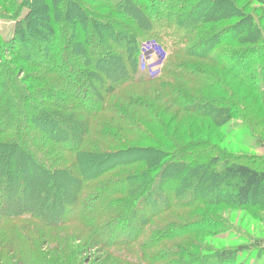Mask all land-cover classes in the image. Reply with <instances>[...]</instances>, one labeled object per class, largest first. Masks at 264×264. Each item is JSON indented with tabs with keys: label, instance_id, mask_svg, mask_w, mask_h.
Masks as SVG:
<instances>
[{
	"label": "trees",
	"instance_id": "1",
	"mask_svg": "<svg viewBox=\"0 0 264 264\" xmlns=\"http://www.w3.org/2000/svg\"><path fill=\"white\" fill-rule=\"evenodd\" d=\"M240 1L247 10L238 16L244 12ZM263 5L264 0H0V20L15 21L13 37L6 39L0 31V146L9 148L10 163H24L33 173L20 175L31 183L30 188L20 185L28 201L46 206L47 198L33 193L38 182L47 189L48 177L74 183L71 200L61 201L57 210L60 217L26 201L4 210V217L0 212V235L13 228L11 238L0 240V253H18L21 264H56L45 255L44 240L62 246L57 232H65L67 245L79 237L86 248L104 247L109 264H246L239 255L263 242L212 249L208 260L194 259L203 237L229 228L221 219L212 220L217 214L212 208L228 203L248 213L264 212V200L253 201L264 191V160L263 166H253L207 135L195 137L183 116L207 119L221 133L242 103L228 77L253 91L264 106ZM253 7L258 16L249 10ZM40 26L49 30L52 48L46 66L24 53L33 46L34 57L41 59L42 47L30 41L42 40ZM147 40L164 49L160 69L152 75L142 73L148 66L142 60ZM14 69L26 79L14 82ZM15 107L45 135L30 139L31 129L6 124L8 117L20 118L11 115ZM258 141L264 153V139ZM221 189H227L226 197ZM5 197L9 205L11 197ZM138 215V225L124 235ZM201 216L204 224L191 226ZM153 248L168 254L157 256ZM58 253V264H72L65 259L67 250Z\"/></svg>",
	"mask_w": 264,
	"mask_h": 264
},
{
	"label": "rangeland",
	"instance_id": "2",
	"mask_svg": "<svg viewBox=\"0 0 264 264\" xmlns=\"http://www.w3.org/2000/svg\"><path fill=\"white\" fill-rule=\"evenodd\" d=\"M262 3L256 2L254 3V6L260 7ZM240 7L244 8V12L237 13L238 16L242 15L243 13H246L245 11L247 8L243 5V2L240 1L238 4ZM264 6V5H263ZM57 10V7H56ZM243 11V9H241ZM250 11L255 13V15H259L260 12L255 11V7L250 8ZM204 11V10H203ZM216 13V8L214 9ZM90 19V16L87 17ZM252 19V18H251ZM101 21V20H99ZM44 25V24H43ZM85 27V33L81 36V38H84V40H87L88 38V24L84 25ZM0 31L2 32L3 36L6 39H10L14 36L15 33V21L12 20H0ZM49 31L47 27L40 26L38 27V33L42 35V40L40 36H35L30 41L31 43L35 44L36 46L42 47L41 50V59H37L34 57L35 48L33 46H30L28 49L23 50L25 54L28 53V59H30L32 62H37L40 65H49L47 62H45V58H50L52 54V48L49 47V40L48 38L49 34H46L45 32ZM43 33V34H42ZM39 35V34H37ZM61 42L63 41V38H60ZM255 44V47L256 48ZM105 46H109L108 44H105ZM241 48V46H237ZM109 48V47H108ZM36 54V53H35ZM58 54V53H57ZM59 54H63V52H59ZM22 57L23 54L21 53ZM142 60L148 63V66L142 67V73L145 75H152L156 74L161 66V60H163L164 57V49L154 40H147L143 44L142 48ZM40 57V55H39ZM92 57V56H90ZM14 60V57H8V60L12 59ZM57 58V57H56ZM42 60V61H41ZM76 60H79L78 58ZM254 62L256 58H253ZM226 61H228L226 59ZM77 63V61H76ZM232 67L236 66L237 61L233 60L232 63L229 62ZM257 64L256 66H259ZM15 73L13 81H21L25 80L26 76L25 74H20L19 72L13 71ZM17 73V74H16ZM66 75V74H65ZM231 82V86L233 88L237 89V96L241 99L242 103L238 110V115L233 118L231 121H228L224 124L223 128L221 129V133H219L218 130H216L207 119H199L195 116H183V120L185 121L187 128L192 130L194 132L195 137L197 138H205V135H207V139H210L213 142H216L220 144L222 147L226 148L229 153H232V155L239 156L241 160H247L249 164L253 166H263L262 161L264 160V153L263 149H261L260 144L261 142L258 140L264 139V123L261 121V119L264 117V106L260 105L257 100V95L251 91L246 90L242 87H239L238 83L231 79V77L227 78ZM16 88V86H15ZM98 90V89H97ZM96 90V91H97ZM83 94H87L85 90L82 92ZM89 95V94H88ZM264 96V92L262 94ZM58 96V95H57ZM56 96V97H57ZM35 100L37 102H42L43 100H47L44 97H36ZM240 101V102H241ZM87 109V108H86ZM11 115L17 114L20 116L19 119L16 121L14 119L9 120L8 117L6 120L9 121L6 124L11 123L12 126L16 127L17 129L20 128L21 125H24L27 130H32L33 135L29 132L28 137L31 139L34 135H37L38 137H43L45 135L44 128L40 125H33L31 122L27 120V118L21 117V111L19 107L12 108L10 110ZM41 115V113L39 112ZM193 121V122H192ZM6 122V121H5ZM62 122V121H61ZM59 123V122H58ZM63 124V123H60ZM2 128V127H1ZM54 133H61L58 129L54 128ZM223 133V134H222ZM27 137V138H28ZM37 140V139H36ZM132 141V139H130ZM139 143L144 144V142H137L133 141L132 143ZM7 152L9 154V148L0 146V212H2V216L4 217L7 213L4 211L6 209L12 208V209H18L21 207L25 201L28 205H33L35 208L44 209V213L48 214L49 216H59V213L57 212L58 208L62 206L61 201L63 200H71L68 196V194L72 193V189L74 186V183L72 184V181H65L62 180V178L58 177H48L47 179V189H41L42 185L40 182H38L39 187L34 191L35 198H41L46 199V206L43 207L41 205H38V203H35L33 201H28V199L25 198V195L27 197L26 192L24 195L22 194V190L20 188V185L23 183H26V185L30 188L31 183L29 181H23L20 178L21 171L24 170L26 175V178L29 176H32L33 173L27 169V165L24 163L20 164L17 163L16 165L13 164V162H9L11 160L10 157H7ZM141 156H136V158H139ZM256 157V158H255ZM10 179L16 178L15 180H9L6 177ZM38 176L40 177L39 180H43L45 178V175L43 173H39ZM15 181V183H14ZM50 186V188H49ZM7 191V192H6ZM44 191V192H43ZM29 191H27L28 193ZM227 189H221L220 190V196L226 197ZM6 194L7 196H10L11 202H9V205L5 204L6 199L3 198V196ZM4 201H3V200ZM159 199H163L162 197H159ZM264 200V191H262L259 195H257L255 198H253V201L255 203H261V201ZM97 206H102V203L99 202ZM216 215L213 214L212 220H222L223 222H226L229 225V228H223V229H213L211 230V235H208L207 237H203L202 240H204L202 245L201 251L199 253H196L194 262H199L201 260H208V257L211 254L212 249H220L230 246H236L240 244H253L255 241L263 242L262 244L256 246L250 245V249L248 250L249 253L245 256H242V254L239 255L240 259L239 262H244L246 264H264V249H261L259 246L264 245V222L258 221L254 215L252 217V214H255V216H262L264 217V212L261 211L258 208L253 209L250 213L233 208L232 206H229L228 203L226 204H218V206L212 208ZM70 210H68V213ZM66 213L65 215H68ZM208 214V213H207ZM62 216V215H61ZM92 217V216H91ZM139 218H142L140 215L132 218L131 225L129 228L124 229L123 234L128 235L133 232V229L138 225L137 221ZM200 219H197L194 224L191 226H200L204 224L205 217L201 216L198 217ZM86 219V217H84ZM180 218H176V220H179ZM183 221H186V219H183L179 224H185ZM75 224V223H74ZM189 226V225H188ZM187 226V227H188ZM190 226V227H191ZM72 228H76L75 225H71ZM189 227V228H190ZM12 230L8 229L7 231H3V235H0V240L5 239L3 236L6 235L11 238L12 236ZM70 230V229H68ZM71 231V230H70ZM80 232L78 229L74 232V235L77 236ZM61 234L63 237L59 241L62 243V246L59 245H50L48 244L47 240L43 244L44 253L46 256H48L50 259H52V262L54 261L56 264L60 263V258L58 260L55 259L56 255L59 254L62 249L67 250V255L65 259L72 262V264H109L108 261H106L105 255H106V249L104 247H88L86 248L84 243L85 241L80 240L78 238H74L72 240V243L70 241V245L66 244V238H69L70 235H66L65 232H57ZM64 239V240H62ZM79 239V240H78ZM36 240V239H35ZM143 241H148L146 237L142 238ZM57 241V240H55ZM5 244V242H4ZM154 253H157V256H167L168 250H165L164 248H153ZM2 250V248H0ZM22 252V251H21ZM122 254H126L123 252H120ZM153 253V254H154ZM23 254H27L26 252ZM19 257V258H18ZM18 258V259H16ZM162 258V257H161ZM161 258H157L161 260ZM68 261V263H69ZM21 257L18 253L14 252H8V251H2L0 253V264H21ZM185 264V261H183ZM115 264H123V261L118 260V263ZM159 264H168L167 261H161ZM201 264V263H197ZM208 264V263H203Z\"/></svg>",
	"mask_w": 264,
	"mask_h": 264
}]
</instances>
